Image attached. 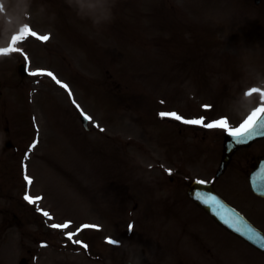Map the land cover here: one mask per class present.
Segmentation results:
<instances>
[{"label": "rangeland", "instance_id": "obj_1", "mask_svg": "<svg viewBox=\"0 0 264 264\" xmlns=\"http://www.w3.org/2000/svg\"><path fill=\"white\" fill-rule=\"evenodd\" d=\"M51 1L12 0L15 7L8 8L10 20L0 12V49L7 46L20 50L0 54V264H18L22 256L30 258L29 264H114L115 259L134 257L140 248L155 263L170 264L180 259L196 264L200 257L196 256L195 245L183 247L174 238L171 227L165 224L167 214L154 212L156 209L148 205L131 207L130 200L139 202L132 193L143 191L136 187L142 176L132 179L134 174L146 173L156 183L153 171L158 170L149 168L151 158L165 156V136L174 146L181 143L180 122L168 124L160 113L192 115L185 111L193 100L184 98L183 90L180 94L183 80L203 84L204 106H210L207 108H239L242 115L256 103L257 94L244 98L242 90L247 84L237 83L259 80L264 85L262 71L248 66L261 58L264 50L261 54L245 49L248 36L241 15L230 17V32L224 31L227 8L217 0H116L111 21L99 27L88 18L81 19L66 0H60L64 8L57 4L54 13L49 7ZM249 1L226 2L241 8ZM0 5L7 7L5 0H0ZM257 6L249 18L253 23L255 18L264 19V0ZM25 20L37 36L28 35L13 44L12 38L20 34ZM43 35L49 39L38 38ZM257 36L264 46V27ZM238 55L246 66L235 65ZM22 60L29 70L25 80L16 69ZM47 72L67 82L70 89L62 82L57 84ZM75 100L83 108L78 105L79 110L91 117L89 131L83 128L78 109L65 110L64 104ZM36 104L42 106L39 114L34 111L39 124L43 121L39 126L43 143L30 148L26 138L29 132L24 131L25 114L30 112L25 108ZM204 106L200 112L209 122L216 112H207ZM134 120H141V126ZM6 127L13 147L3 150ZM143 140L147 142L146 153ZM178 164L163 165H172L179 172L182 166ZM121 177L122 190L104 209L112 217L98 220L95 215L100 213L92 210L91 217H82L88 210L84 201L89 196L96 197L88 203L97 207L101 188L98 179H102L106 192L107 182L115 184L111 190L120 188ZM164 183L166 188L156 187L161 196L178 189L176 182ZM38 192L44 194L41 207L25 200L26 195L36 198ZM56 200L61 210H57ZM43 208L52 216L42 214ZM119 208L124 210L123 217ZM196 221L210 230L202 216ZM65 223L67 228L51 226ZM69 232L75 233L71 240ZM40 240H46L45 245L39 244ZM147 240L151 245L145 244ZM211 258V254L204 256L203 263L212 264Z\"/></svg>", "mask_w": 264, "mask_h": 264}, {"label": "snow or ice", "instance_id": "obj_2", "mask_svg": "<svg viewBox=\"0 0 264 264\" xmlns=\"http://www.w3.org/2000/svg\"><path fill=\"white\" fill-rule=\"evenodd\" d=\"M31 35V36H37V33H35L34 31H31L29 29V27L27 25H25L23 28H21L20 30V34L17 36H14L12 38V42L13 44L17 43L18 41L24 39L26 36ZM41 40H48L49 37L47 35H43V36H39L38 37ZM13 51H20L18 48H14V47H9V48H4V49H0V54L3 53H10ZM39 72V70H38ZM38 72H33L32 75H37ZM48 76L52 77L54 80H56L57 84H60L61 82L55 78V76L51 73V72H47L46 73ZM64 88H67L68 86L66 84L62 85ZM252 94H259L261 96V99L264 100V91H262L260 88H252L249 90L248 93H246V95H252ZM77 107H79L77 105ZM204 107H210L205 105ZM160 115L162 117H172L178 121H181L185 124L188 125H201L207 129H224L227 130L229 132V134L233 137H243L246 133L251 132L254 127L256 126L258 120L264 119V104H262L259 107H256L250 115H248V117L238 126H230L228 120L226 118H220L214 121H210V122H206L205 118L200 117V118H195V119H185L183 117H181L180 115H178L176 112H161ZM85 119L91 120V117H87L85 116ZM31 147H35V143L31 146ZM171 171V170H169ZM25 179L28 181V183H31V179L28 177H25ZM200 183H204V181H200ZM40 197H36L33 198L30 195H26L25 196V200H27L29 203H35L37 200H39ZM210 199L215 200V197H211ZM43 214L45 216H49L48 212H43ZM53 228H67L69 225L68 223L65 224H53L51 225ZM83 227H92L90 225H84ZM132 226L130 225V228ZM75 235V233H67L68 238L71 240L72 237ZM75 243L80 244L82 243L81 241H75ZM109 243H115V241L109 240ZM85 247H87V245H84Z\"/></svg>", "mask_w": 264, "mask_h": 264}, {"label": "clouds", "instance_id": "obj_3", "mask_svg": "<svg viewBox=\"0 0 264 264\" xmlns=\"http://www.w3.org/2000/svg\"><path fill=\"white\" fill-rule=\"evenodd\" d=\"M69 6L76 10L81 19L88 18L93 26L99 27L109 23L112 19V9L115 7L116 0H66ZM7 7L3 12L7 14L8 8H14L12 0H5ZM18 21V17L16 18Z\"/></svg>", "mask_w": 264, "mask_h": 264}, {"label": "flooded vegetation", "instance_id": "obj_4", "mask_svg": "<svg viewBox=\"0 0 264 264\" xmlns=\"http://www.w3.org/2000/svg\"><path fill=\"white\" fill-rule=\"evenodd\" d=\"M249 148L246 149H241L237 152L238 156L233 159L231 164L233 165V168H236L235 171L231 174V176H234L235 174H241L243 176L248 175V171L254 168L255 163L253 160L255 158L260 157V156H255V154L249 153L248 150ZM248 190V189H247ZM249 191V190H248ZM245 194H237V197L235 196V200H229L232 204H237L239 207H244V208H249L251 206V201L249 198L244 196ZM256 199H259V197L255 196ZM257 212L259 211V208L257 207ZM259 222H263L262 220H259ZM258 223V222H257Z\"/></svg>", "mask_w": 264, "mask_h": 264}]
</instances>
